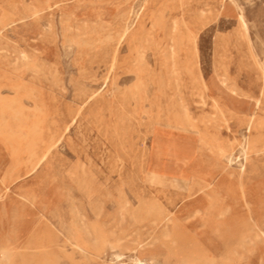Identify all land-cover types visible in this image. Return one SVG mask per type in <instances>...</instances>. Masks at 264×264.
Instances as JSON below:
<instances>
[{"label":"rangeland","instance_id":"obj_1","mask_svg":"<svg viewBox=\"0 0 264 264\" xmlns=\"http://www.w3.org/2000/svg\"><path fill=\"white\" fill-rule=\"evenodd\" d=\"M219 1L0 0L1 94L11 95V84L28 94L24 115L40 129V143L56 142L34 171L4 182L12 160L0 140V264H14L9 246L23 249L31 239L47 245L50 236L61 241L67 230L83 232L85 224H96L109 239L120 237L124 258L118 264H131L136 250L155 254L160 264H180L182 254L170 241L158 242L167 215L168 228L183 242L200 241L215 264H264V236L248 235L243 246L234 245L243 239L251 215L264 226V155L246 161L241 180L247 205L240 198L238 165L225 170L213 152L200 147L197 133L166 126L186 118L223 145L239 140L244 130L235 117L221 118L219 109L248 112L249 98L231 88L250 92L256 71L245 43L233 35L237 25L230 7L225 4L218 15ZM236 1L245 8L263 61L264 0ZM203 9L212 10L211 18L193 44L186 24L197 29L194 15ZM193 45L196 70L187 62ZM170 147L184 151L179 164ZM161 162L198 172L211 184L202 189L150 185L145 171ZM218 199L229 206L220 217L213 207ZM138 209L145 220L133 223L129 212ZM134 239L144 245L136 249ZM227 249L235 250L221 262ZM58 261L107 263L72 253L58 254Z\"/></svg>","mask_w":264,"mask_h":264},{"label":"bare ground","instance_id":"obj_2","mask_svg":"<svg viewBox=\"0 0 264 264\" xmlns=\"http://www.w3.org/2000/svg\"><path fill=\"white\" fill-rule=\"evenodd\" d=\"M225 4L230 7V11L232 12V16L234 17V20H235L236 25H237L235 32L233 31V35H235L242 42L245 43V45L249 51L250 57L253 60L252 63L254 65V68L256 71V73L253 74L254 76L251 77L250 80L248 79L249 80L248 83L251 87L250 92H240L239 89L235 90V89L231 88V90L234 91V93H236L238 95H244V96L249 98L250 109L248 110V112L246 114H238V113H234L232 110L228 109L227 107L226 108L222 107L219 109V116L221 118L227 120L229 117H235L236 120L238 121V123L240 125L244 126L243 132L242 133L240 132L241 137L236 142L230 141L228 144L223 145L222 143H220L221 138L218 139L216 136L212 139L207 138L206 134L196 127V123H194V122H192L186 118L185 119H175L174 121L168 120L166 123V126L168 128H172V129H175V130L181 131V132L197 133L198 140L200 143V147H202V148L206 147V149L210 150L211 153L213 152L216 155L220 164L222 165L221 167L225 168V166H228L227 168H225V170H227L230 167L233 168L232 164L238 165L239 169L237 171V174L240 177V182L238 183L239 187L237 186L238 184L236 186L239 188L240 198H243L245 204L248 205V195H247L246 187L241 180L245 174L246 161L251 160V159H255V158H258V157L264 155V60L262 61V60H260V58H257V49H256V46H255L254 41H253L252 36H251V25L249 24V20L247 19L245 8L242 5V3L240 4L236 0H220L218 7L216 8L218 15H220L219 14L221 12L220 10H222V8L224 9ZM211 14H212L211 9H203V10H198L195 12V15H194L195 23L197 24L198 27H197V29L192 30L190 28V26L188 24H186V28L188 31V32L187 31L186 32L188 35L187 36L185 35V36H186L187 40H189L191 43L194 44L196 36L198 34V30L201 29L206 24H208V22L211 18ZM220 18H221V16H220ZM180 38H181V36H180ZM173 40H174V38H173ZM196 41H198V40H196ZM262 52L264 54V49L262 50ZM116 61H117V52L114 50L112 55H111V61H110L111 62L110 63L111 68L115 65ZM187 62L194 69L197 67V51H196V48L194 45H193L192 52L190 54V59ZM139 71H142V70H139ZM7 87L12 88V90H13V91H11L12 94L11 95H2L1 94L2 85H0V140L3 141L4 145L8 148L10 158L12 161H11L10 168L6 171V174H5L7 177L4 176V178L2 179V181H4V182L15 180L24 174H28V173L34 171L37 168V166L43 160H45L47 158L49 153L53 150V148L56 145V142L54 140L50 141L49 143H40V140H39L40 135H41L40 129L36 127V124L34 123V121H32L31 119H28V117L24 115L25 114L24 113V105H23L22 101L24 98H29L30 96L28 94L20 93L19 88L15 84L7 85ZM177 94H179V93L177 92ZM203 99H205V98H203ZM240 99H242V98H240ZM30 105H31V103H30ZM180 108H182V107H180ZM195 113H196V111H195ZM221 124L222 123H220V125ZM198 125H200V124H198ZM239 131H241V130L239 129ZM235 146H236V148H235ZM149 149H151V148H149ZM168 153H170L171 156L176 158V162H178L181 160L180 156L182 155V153H184V151L182 149H179V148H171L170 147L168 149ZM24 155H27V160L23 159ZM178 164H179V162H178ZM47 166H49V165H47ZM21 167L24 168V170L22 169L23 173H20ZM85 167L83 169H85ZM215 174H217V173H215ZM193 175H198L199 179L193 178ZM145 181L147 183H149L150 185H158L161 187L170 186V187L178 188V189H188L192 186L199 187V189H202L203 187L205 188L206 186L211 184V181L206 179V177H204L203 175H201L198 172L196 173V172H192V170H184L180 166L171 168V167L165 166V164H162V162H161V164H153L147 168V170L145 171ZM156 189L158 190V188H156ZM208 191H210V190H208ZM181 200H182V198H181ZM215 202L216 203L213 204V207H217V216L218 217L224 216L225 213L229 209L228 204H226L225 202H223L220 199H218ZM245 210H247V209H245ZM135 211L136 210H134L133 212H135ZM165 219H166V224H165L166 226H165V230L163 231L164 241H162L161 243L166 244L170 241L169 245L176 248L175 252L177 254H180V255L182 254L180 257V259H181L180 264H215L216 263V258H214V256L210 254V252L205 248V246L203 244L199 243L200 241H194V240L190 241V239H186L183 242L182 239H179L180 236L177 234V232H175L173 229L171 230L168 228V223H169L168 221H171V217L169 215H167ZM249 219H250L249 224H248V227L245 229L243 239L242 238L236 239V241L234 242L235 246H238V245L243 246L248 235L264 236V226L253 215H251ZM220 224H221V222H220ZM92 230H93L94 238H93L92 242L89 243L91 250H92L91 256L94 259H104L105 258L104 257L105 235H103L100 228L96 225L92 226ZM221 234H222V232H221ZM248 237H251V236H248ZM186 241H187V246L188 247L190 246L189 249H188V247L186 248ZM47 242H48V244L46 245V243L45 244H43L42 242L38 243L36 240L31 239V241H28V243L26 245H24L23 249H19V250L17 249L15 252L18 255L19 264H52V259H51L52 254H51V247H50L52 245V241L49 239ZM224 244L227 247L229 245V242L224 243ZM83 245L84 244L82 243V244L78 245V247L79 248L85 247ZM136 246L137 247H135V248L137 249L139 247H142L143 244L137 243ZM234 250L235 249L230 250V251H229V249L225 250L222 253L221 262H223L224 259L229 258V253L233 252ZM243 250H244V248H243ZM129 259H130L131 264H160L161 263L158 256H156L155 254L150 255V256H145L142 252H140L138 250H136L129 257ZM218 260L219 259L217 258V261ZM163 261H164V263L166 262V257H164Z\"/></svg>","mask_w":264,"mask_h":264},{"label":"crops","instance_id":"obj_3","mask_svg":"<svg viewBox=\"0 0 264 264\" xmlns=\"http://www.w3.org/2000/svg\"><path fill=\"white\" fill-rule=\"evenodd\" d=\"M232 89H237V87L232 88ZM193 178L199 179L198 175H193ZM134 210L129 212V219L133 223H138L142 222L145 220V211L138 209L135 212ZM132 212V213H131ZM96 224H85L84 226V231H70L67 230L65 234H63V238L61 241L54 236H50V240L52 241L51 247V254H52V264H60V261H58V254H68L72 253L75 257L81 258L85 256V258H92L91 253V247H90V242H92L94 235H93V230L92 226ZM97 226V225H96ZM137 243L143 244L142 241H138L134 239ZM164 241L163 235L161 236L160 240L158 242ZM60 242V244H59ZM84 244L83 248H79L78 245ZM120 237H112V238H107L105 236V241H104V259H98V260H105L107 263L106 264H118L119 260L124 258L123 253L119 250L120 248ZM144 245V244H143ZM69 246V250L67 251L66 248ZM110 248V252H107V248ZM9 250L13 255V262L15 264L16 261H18V255L16 252L13 250L12 246H9ZM159 258V257H158ZM97 260V259H95ZM130 260V259H129ZM124 261V260H123ZM125 262V261H124ZM18 263V262H17ZM66 263V262H65Z\"/></svg>","mask_w":264,"mask_h":264}]
</instances>
